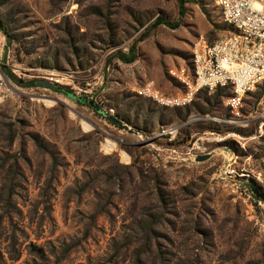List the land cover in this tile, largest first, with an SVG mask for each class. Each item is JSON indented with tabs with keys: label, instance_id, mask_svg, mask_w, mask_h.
Returning a JSON list of instances; mask_svg holds the SVG:
<instances>
[{
	"label": "rangeland",
	"instance_id": "rangeland-1",
	"mask_svg": "<svg viewBox=\"0 0 264 264\" xmlns=\"http://www.w3.org/2000/svg\"><path fill=\"white\" fill-rule=\"evenodd\" d=\"M0 26V264H264V201L223 173L264 195V87L238 113L229 88L178 109L133 89L184 91L193 43L231 33L212 0H0Z\"/></svg>",
	"mask_w": 264,
	"mask_h": 264
},
{
	"label": "built area",
	"instance_id": "built-area-1",
	"mask_svg": "<svg viewBox=\"0 0 264 264\" xmlns=\"http://www.w3.org/2000/svg\"><path fill=\"white\" fill-rule=\"evenodd\" d=\"M212 2L219 9L222 21L230 25L233 31L213 42H208L201 35L193 43L190 72L172 70L184 84L183 92L166 95L157 89L153 81H146L133 88L138 95L165 107H184L192 102L201 89L213 92L217 88H229L230 94L224 98V104L232 112L238 113L246 95L255 88L264 86V0ZM3 48L0 41V64L3 55L6 62L9 58ZM2 81L0 78V84ZM54 81L58 82L59 79L55 78ZM260 105L264 113V91L257 103V106ZM244 172H238L232 166L223 173L227 174L224 176L230 180L235 193H246L248 190L247 197L253 198L249 187L238 179ZM257 203L260 205L261 201L258 200Z\"/></svg>",
	"mask_w": 264,
	"mask_h": 264
},
{
	"label": "trees",
	"instance_id": "trees-1",
	"mask_svg": "<svg viewBox=\"0 0 264 264\" xmlns=\"http://www.w3.org/2000/svg\"><path fill=\"white\" fill-rule=\"evenodd\" d=\"M178 2V6H179V14L180 15H183L184 13V9H185V3H186V0H177ZM214 5V4H213ZM215 7H217L216 5H214ZM201 10L202 12L205 14V16L207 17V19H210V16L208 15V12L206 11V9L204 7H201ZM167 24L169 25L170 27H176L177 26V23L174 22V23H171L167 20H164L162 18H157L156 20H154V22L152 23V27H155L156 25H159V24ZM223 24L227 27V29H230L231 31H233V28L226 24L225 22H223ZM0 30H2V27L0 26ZM7 41L10 42L11 41V38L10 36H7ZM133 48H134V44H132L130 46V49H129V55H126L124 53H117V57L124 61V62H131L134 60V52H133ZM14 82H16L17 84L21 85V86H31V85H39L38 84V80H30V81H21L20 79H18L17 77H15L11 72H9L8 70H3ZM59 86V85H57ZM263 86V85H261ZM60 87V91L63 92L65 94V92H68V93H71L74 97V100H76L77 102L79 103H84V102H88L87 105L90 106L91 108H94V110L96 111V113L100 114L101 116L105 117L106 119L110 120L111 122H113V124L115 125H119V126H124V124L121 122L120 119L114 117V116H111L109 114H107V112L103 111L100 107H98L96 104H90L88 100L85 99V97L83 96H77L75 95L71 89L69 88H64V87ZM264 87V86H263ZM218 89H222V88H217L215 91H217ZM201 90H205L207 91L206 89H201ZM219 94L218 92H216V95ZM204 99H208V97H205ZM175 109H178V107H176ZM113 118L112 120L110 118ZM185 117V115L183 116ZM161 120V119H160ZM250 189V188H249ZM251 191V190H250ZM260 191V189H259ZM260 197H257L255 194L252 193V196H253V199L255 201V203H257L258 200H262L264 201V195L260 192Z\"/></svg>",
	"mask_w": 264,
	"mask_h": 264
},
{
	"label": "water",
	"instance_id": "water-1",
	"mask_svg": "<svg viewBox=\"0 0 264 264\" xmlns=\"http://www.w3.org/2000/svg\"><path fill=\"white\" fill-rule=\"evenodd\" d=\"M38 84L45 85V86L51 87V88L56 89V90H60L59 86H57L54 83L45 81V80H38ZM65 94L67 96L71 97L72 99H74V97H75L71 93H68V92H65ZM89 103L91 104V100H89ZM110 119L112 120L113 118L111 117ZM209 155H210L209 153L199 154V155L195 156V160L203 161V160L207 159L209 157ZM240 181L243 182L244 184H246L250 188L251 192L253 194H255L257 197L261 196L259 188L256 186V184L254 182L249 181V180H240Z\"/></svg>",
	"mask_w": 264,
	"mask_h": 264
}]
</instances>
